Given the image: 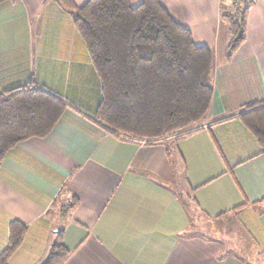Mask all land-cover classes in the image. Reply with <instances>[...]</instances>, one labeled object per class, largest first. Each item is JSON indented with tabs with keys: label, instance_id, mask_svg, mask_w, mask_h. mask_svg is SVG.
Returning <instances> with one entry per match:
<instances>
[{
	"label": "crops",
	"instance_id": "0c3cea01",
	"mask_svg": "<svg viewBox=\"0 0 264 264\" xmlns=\"http://www.w3.org/2000/svg\"><path fill=\"white\" fill-rule=\"evenodd\" d=\"M253 1L245 40L226 59L220 0H161L213 54L209 110L172 160L164 142L141 143L95 122L99 78L56 0L0 3V91L32 82L67 103L47 136L19 142L0 165V252L9 223L26 226L8 264H41L59 230L70 251L62 264H264V151L239 117L245 104L264 100V0ZM179 184L200 215L238 221L246 250L190 233Z\"/></svg>",
	"mask_w": 264,
	"mask_h": 264
},
{
	"label": "trees",
	"instance_id": "16d2710c",
	"mask_svg": "<svg viewBox=\"0 0 264 264\" xmlns=\"http://www.w3.org/2000/svg\"><path fill=\"white\" fill-rule=\"evenodd\" d=\"M6 0H0V3ZM231 1V0H229ZM71 17L100 82L95 122L115 135L146 144L164 142L172 160L175 145L198 130L213 93V54L197 45L190 30L177 22L161 0H56ZM238 3V2H237ZM236 6L220 0L221 18L228 21L230 59L245 40V24L253 0ZM67 107L65 100L34 83L0 91V165L19 142L49 134ZM239 115L264 151V100L247 103ZM178 158L180 155L178 154ZM72 204H62V213ZM26 226L13 220L0 264L21 244ZM59 230L41 264H62L69 255Z\"/></svg>",
	"mask_w": 264,
	"mask_h": 264
},
{
	"label": "rangeland",
	"instance_id": "374dc122",
	"mask_svg": "<svg viewBox=\"0 0 264 264\" xmlns=\"http://www.w3.org/2000/svg\"><path fill=\"white\" fill-rule=\"evenodd\" d=\"M239 1L241 0H226V3H232L231 6L235 7L236 3H239ZM222 23H224L225 25L228 24V21L223 19ZM219 38L222 39L221 36H219ZM118 136L124 137L127 135ZM177 187V190L180 192V194H182L181 196H183L181 198L186 204L189 214L191 216V228H189L190 233H193L194 231L195 233L203 236H211L213 238H217L222 241L225 245H228L230 243L229 245H231L233 252H236V249L238 251L246 250L245 246L249 245L250 241L238 221H235V219L231 218L230 216L225 217V219L223 220L217 221L205 218L204 216L198 213L194 205L191 203V200L187 196H185L184 193H182L184 192L182 186L179 184Z\"/></svg>",
	"mask_w": 264,
	"mask_h": 264
},
{
	"label": "built area",
	"instance_id": "2783aa9c",
	"mask_svg": "<svg viewBox=\"0 0 264 264\" xmlns=\"http://www.w3.org/2000/svg\"><path fill=\"white\" fill-rule=\"evenodd\" d=\"M124 137H127V136H124ZM136 140H137V139H136ZM137 141H139V142H141V143H145L144 140H137Z\"/></svg>",
	"mask_w": 264,
	"mask_h": 264
}]
</instances>
